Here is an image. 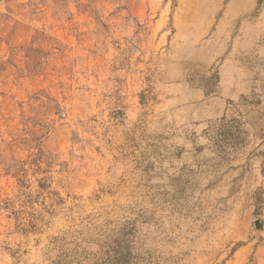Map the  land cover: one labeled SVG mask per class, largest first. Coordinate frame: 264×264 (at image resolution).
<instances>
[{
    "label": "rangeland",
    "instance_id": "374dc122",
    "mask_svg": "<svg viewBox=\"0 0 264 264\" xmlns=\"http://www.w3.org/2000/svg\"><path fill=\"white\" fill-rule=\"evenodd\" d=\"M262 8L0 0V264H264Z\"/></svg>",
    "mask_w": 264,
    "mask_h": 264
},
{
    "label": "crops",
    "instance_id": "0c3cea01",
    "mask_svg": "<svg viewBox=\"0 0 264 264\" xmlns=\"http://www.w3.org/2000/svg\"><path fill=\"white\" fill-rule=\"evenodd\" d=\"M231 12V11H230ZM231 14V13H229ZM235 17V14L233 15ZM248 24L246 27L239 28L238 32L235 34L234 31H229L227 33L224 32V36L222 38V45H220V49L223 51L229 50V48L239 50L242 43L251 44L249 47H253L255 51H257L256 55L262 59V63L264 65V8L258 12V14L247 21ZM230 43L233 44L230 46ZM240 44V45H235ZM234 61V58L232 57ZM233 61H231L233 63ZM255 82L258 87L257 90L260 92H264V68L260 71L259 76L254 77ZM246 89H235L230 90V93L225 94V96L230 97H238L241 96Z\"/></svg>",
    "mask_w": 264,
    "mask_h": 264
}]
</instances>
